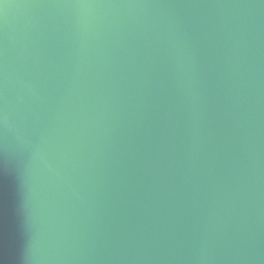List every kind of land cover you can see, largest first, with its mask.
Segmentation results:
<instances>
[{"label": "water", "instance_id": "1", "mask_svg": "<svg viewBox=\"0 0 264 264\" xmlns=\"http://www.w3.org/2000/svg\"><path fill=\"white\" fill-rule=\"evenodd\" d=\"M0 264H264V0H0Z\"/></svg>", "mask_w": 264, "mask_h": 264}]
</instances>
